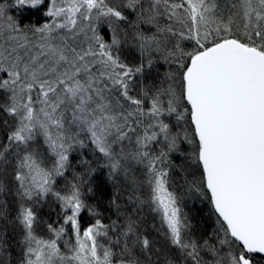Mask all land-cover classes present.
Segmentation results:
<instances>
[{
    "label": "snow or ice",
    "instance_id": "obj_1",
    "mask_svg": "<svg viewBox=\"0 0 264 264\" xmlns=\"http://www.w3.org/2000/svg\"><path fill=\"white\" fill-rule=\"evenodd\" d=\"M0 264H264V0H0Z\"/></svg>",
    "mask_w": 264,
    "mask_h": 264
},
{
    "label": "trees",
    "instance_id": "obj_2",
    "mask_svg": "<svg viewBox=\"0 0 264 264\" xmlns=\"http://www.w3.org/2000/svg\"><path fill=\"white\" fill-rule=\"evenodd\" d=\"M10 11H11L12 15L17 16L20 19V22L22 20H24V19H27L28 22H31V21L39 22L40 19L42 18L41 17V13L39 11L33 10V9H29V8H23V9H19V10L14 8V9H11ZM5 198L8 199L11 202V208L13 209L12 214L14 215L16 204L13 201V198L11 196H8V197H5ZM189 207H191V202H189ZM197 207L201 208V209H204V214L206 215V206L205 205L200 204L199 202H197ZM48 211H49V209L47 207H44L42 209V211H41V215L42 216H46ZM192 211H195V210L193 209ZM196 219L199 220L200 216L197 215ZM157 224H158V221H157Z\"/></svg>",
    "mask_w": 264,
    "mask_h": 264
},
{
    "label": "rangeland",
    "instance_id": "obj_3",
    "mask_svg": "<svg viewBox=\"0 0 264 264\" xmlns=\"http://www.w3.org/2000/svg\"><path fill=\"white\" fill-rule=\"evenodd\" d=\"M21 22H22V23H23V22H28V20H27V19H24V20H22ZM36 22H37V21H36Z\"/></svg>",
    "mask_w": 264,
    "mask_h": 264
}]
</instances>
